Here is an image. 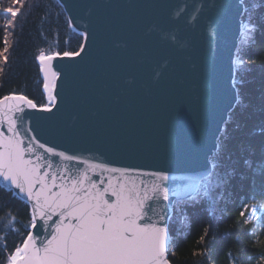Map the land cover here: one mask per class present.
Listing matches in <instances>:
<instances>
[{
  "label": "water",
  "instance_id": "water-1",
  "mask_svg": "<svg viewBox=\"0 0 264 264\" xmlns=\"http://www.w3.org/2000/svg\"><path fill=\"white\" fill-rule=\"evenodd\" d=\"M56 1L67 20L76 22L70 29L85 33L87 49L50 89L62 96L60 110L27 109L29 127L47 146L92 164L132 170L105 172L113 186L153 195L157 179L147 174L164 173L168 200L153 203L164 205L170 245L173 206L193 201L213 172L210 159L238 103L235 57L243 0ZM51 63L53 70L64 71L73 61ZM40 78L43 82L41 73ZM42 92L47 100L43 87ZM0 188L25 203L31 216L24 196L2 180ZM49 231L34 229L41 240Z\"/></svg>",
  "mask_w": 264,
  "mask_h": 264
},
{
  "label": "trees",
  "instance_id": "trees-1",
  "mask_svg": "<svg viewBox=\"0 0 264 264\" xmlns=\"http://www.w3.org/2000/svg\"><path fill=\"white\" fill-rule=\"evenodd\" d=\"M243 4L235 57L238 103L210 159L214 175L193 201L173 206L170 264H264V0ZM17 9L12 17L9 10ZM81 44L56 0H0V97L15 93L47 104L35 57L79 51ZM30 217L25 203L0 188V236L7 244L0 264L26 234Z\"/></svg>",
  "mask_w": 264,
  "mask_h": 264
},
{
  "label": "snow or ice",
  "instance_id": "snow-or-ice-1",
  "mask_svg": "<svg viewBox=\"0 0 264 264\" xmlns=\"http://www.w3.org/2000/svg\"><path fill=\"white\" fill-rule=\"evenodd\" d=\"M9 11L12 17H18L19 9ZM68 26L74 27L76 22L69 20ZM86 49L81 44L80 51L52 55L41 52L35 57L43 74L47 104L38 105L15 93L0 97V180L32 205L26 234L7 251L3 264H170L167 213L163 204L153 203L168 200V191L162 186L168 180L164 173L147 174L157 179L153 195L147 191L141 195L135 186L132 189L113 186L105 172L132 170L92 164L77 153L47 146L34 136L35 128L29 127L27 109L51 113V106L56 105V110H60L57 101L61 103L62 96L49 94L50 89L57 88V77L66 78V69L75 64L76 57L83 58ZM58 58L73 63L66 65L64 71L53 70L51 61ZM37 149H42L43 154ZM52 158L68 163H57ZM79 165L85 169L81 170ZM212 175L210 172L209 179ZM244 215L241 211L240 216ZM38 227L50 230L43 240L34 232ZM0 240L5 241L0 247L2 255L7 250L6 237L0 236Z\"/></svg>",
  "mask_w": 264,
  "mask_h": 264
}]
</instances>
